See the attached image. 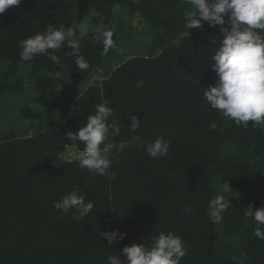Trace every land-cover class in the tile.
<instances>
[{
    "label": "trees",
    "instance_id": "obj_1",
    "mask_svg": "<svg viewBox=\"0 0 264 264\" xmlns=\"http://www.w3.org/2000/svg\"><path fill=\"white\" fill-rule=\"evenodd\" d=\"M188 10L181 0H21L0 15V264H107L108 255L151 244L160 231L183 238L181 264H264V241L246 215L249 206L264 207V131L238 127L205 102L204 89L218 82L212 65L223 35L207 23L186 29ZM83 18L92 24L81 40L88 72L67 47L55 53L61 66L44 56L20 62V40ZM136 18L151 28L143 53L112 66L107 59L137 31ZM96 25L114 32L107 55L92 39ZM7 93L32 105L21 114L42 122L33 134L1 125ZM105 100L121 128L109 140L124 145L110 157L114 180L65 156L84 148L66 134ZM131 116L141 123L135 133ZM161 137L171 141L169 155L152 159L144 149ZM74 188L95 202L81 220L53 207ZM218 194L231 206L212 224L207 205ZM188 206L194 215L184 213ZM115 229L127 235L108 244L100 233Z\"/></svg>",
    "mask_w": 264,
    "mask_h": 264
},
{
    "label": "clouds",
    "instance_id": "obj_2",
    "mask_svg": "<svg viewBox=\"0 0 264 264\" xmlns=\"http://www.w3.org/2000/svg\"><path fill=\"white\" fill-rule=\"evenodd\" d=\"M20 3L21 0H0V15ZM181 3L189 6L184 22L186 29L200 28L207 23L210 27L219 26L223 35L212 65L218 82L204 89L205 102L238 127L246 129L251 122L252 128L264 131V0H181ZM90 28L91 21L67 28L49 23L43 32L19 41L20 62L44 56L61 66V60L55 53L67 47L72 50L70 55L75 57L76 67L81 72H88L91 65L81 54V40ZM113 37L114 32L105 25L95 26L92 39L102 44L103 55L116 48ZM143 85L142 79L137 82V87ZM113 115L114 109L105 100L95 105L94 113L88 115L87 122L78 131H69L66 135L73 144L79 142L84 145L83 150L72 153L80 168L87 169L93 176L114 180L115 172H109L113 165L110 157L114 150L119 152L124 145L109 140L110 136L116 137L121 132L119 124L109 120ZM130 119L128 128L135 133L141 123L137 116ZM170 148L171 141L161 137L148 143L144 150L147 156L156 159L168 156ZM94 206L95 202L86 201L85 195L77 188L53 202V207L62 214L72 212L74 220L89 215ZM230 206L223 195L211 198L207 205L210 222L221 223ZM247 209L246 215L255 222L254 235L264 241V207L255 211L251 206ZM183 211L195 214L191 206ZM100 235L107 239L108 244H113L117 239L123 240L127 233L115 229ZM120 253L126 260H121ZM120 253L108 255L107 264H181L187 255V247L183 238L173 231H160L151 236V244L133 243L124 246Z\"/></svg>",
    "mask_w": 264,
    "mask_h": 264
},
{
    "label": "rangeland",
    "instance_id": "obj_3",
    "mask_svg": "<svg viewBox=\"0 0 264 264\" xmlns=\"http://www.w3.org/2000/svg\"><path fill=\"white\" fill-rule=\"evenodd\" d=\"M88 17V16H87ZM120 18L125 17L123 14L119 16ZM118 21V19H116ZM115 19H112V24L116 22ZM86 19L83 18V22ZM134 23L136 24L137 31L132 33L125 41L122 43L115 51L113 57L107 59L110 60L112 66L117 62H121L126 57H129L130 54L136 55L139 53H143L144 47L146 46L145 36L151 33V28L144 22V20L136 18L134 19ZM109 63V62H108ZM31 89V88H30ZM24 91H29V87L26 88ZM24 93V92H23ZM19 95L17 93H7L2 101L3 107L1 109V113L5 114L3 117L2 126L7 125H15L19 128V133L22 134H33L37 129L38 126L42 124V122L37 121L35 119H29L26 121L25 117L21 114V108H28L32 107L31 104H28L25 99L21 101V97L24 94ZM21 96V97H20ZM75 152V147H69L65 153V156L68 159L72 158V153ZM234 247V246H233Z\"/></svg>",
    "mask_w": 264,
    "mask_h": 264
}]
</instances>
